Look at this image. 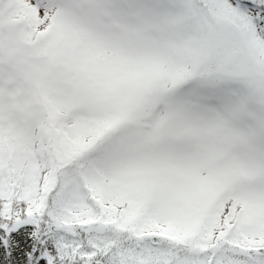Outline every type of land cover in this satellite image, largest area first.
Instances as JSON below:
<instances>
[{"label":"rangeland","instance_id":"374dc122","mask_svg":"<svg viewBox=\"0 0 264 264\" xmlns=\"http://www.w3.org/2000/svg\"><path fill=\"white\" fill-rule=\"evenodd\" d=\"M60 1L0 0V218L8 216L7 222L12 226L30 222L33 217L29 213L38 209L36 208L38 205L47 212L54 224V229L60 231V233H54L57 242L64 240L63 243H65L68 237L74 236L80 243L82 239L77 230L84 228L92 230L94 233H91V239L100 244L106 241L108 230H105L104 224L110 227L109 221L94 220L89 224H83L86 217L97 215L95 204L93 205L91 200V192L98 197L99 190L90 181L96 179H89L86 175L83 180L76 167L69 168L66 178L61 180L63 186L61 203L52 208H44L46 191H49V187L55 179L52 177L51 166L55 161L60 165L63 160L66 161L71 156L74 157L73 159H78L75 150L79 145L77 138L66 141L64 137L57 136L56 139L50 141L54 147L48 146V137L51 132L44 135V129L47 127V124L44 123L45 108L51 107L54 109L53 112H55V108H58L57 110L64 113L63 108L60 107L67 106L71 111L66 122L68 131L72 134L69 135L70 137H75L74 134L86 131L93 121L100 117L98 109L93 108V105L97 104V95L92 87L75 79L77 71L64 69L66 60H62L59 53L45 50L50 38L42 40V37L37 36L36 32L41 25L58 13L57 24L62 25V31L66 37H68L67 32L75 39L72 40L68 37L70 42L78 48V54H80V50L81 54L84 52L97 56L103 54L110 60L117 48L116 40L122 35H125L123 39L130 40L131 52H134L138 45V41L133 39L134 35H140L147 25L151 30L156 26L154 24L158 22L153 20L149 24L147 22L148 19L155 18L153 12H158L159 0L155 5L153 3L152 6H148V11H145L146 15L144 16L134 15L129 10V6L122 4L119 9H114L115 0H86L85 7L82 6L83 0H64L62 3ZM170 1H166L160 8L159 15L164 20H170L168 12ZM231 1L237 8L240 4L246 10L248 17H245L249 22L252 21L250 22L252 32L256 35L260 34V29L264 26L262 17H260L261 13H264V1L254 0L252 5L246 4L245 1H241L239 4L238 0ZM196 2L201 6L204 1L196 0ZM148 4L150 5V3ZM201 7L209 13L207 15L211 18L209 19L207 15L205 17L199 15V17L204 22L210 21L207 25L212 24L213 26L210 31L213 46L211 69L223 75L224 78L241 83L243 85L241 86L242 93L239 97L229 94L222 100L217 99L216 101H220L219 103L222 105L217 104L216 107L205 110L206 114L197 113L191 116L185 113L182 120L191 128L194 126L195 130L201 133L197 132L195 137L202 142L203 146L214 145L224 151L225 156L221 155L219 159L220 166L222 165L223 172L230 171L226 174L227 180L225 181L233 184L236 192H226L227 187L224 180H212L214 183L212 193H214L211 194L217 196L215 204L219 211L226 213L229 209H237L241 203H251L257 207L258 220L264 223V164H262L264 158L257 154V146L248 137V134L252 133V129L259 134L264 130V35L260 34L257 39L251 40L244 32L243 34L240 32L238 24L233 22L230 17H212L205 6ZM20 13H24L28 18L22 19L14 16ZM172 13L175 12L172 11ZM253 16L255 17L252 19ZM256 17L258 19L260 17L259 23L254 22L257 20ZM20 20H24L23 24L19 22ZM155 28L157 29L153 32H147L146 37L139 42V46L144 42L141 47L146 44L137 57L141 62L140 72L160 70L178 58L177 55H171L166 51L168 43L174 44L178 41V33L172 32V29L168 31L165 28ZM52 37H56V35H52ZM129 40L126 42L129 43ZM78 79H81V75H78ZM74 84H78L75 88L76 91L73 87L71 88ZM131 85L130 82V90L133 89ZM134 92L139 96L142 93L141 89L132 93ZM157 101L158 99L151 106ZM224 101H235L238 104L235 106L240 107L235 118H227V111L230 107L224 110ZM165 114L166 109L159 107L150 121L140 122L141 130L155 134L161 124L165 123ZM55 118L58 119L56 116L53 117V119ZM10 122L12 123L11 127L9 126ZM169 122L175 124L173 118L166 120V123ZM58 129L52 132L53 136L51 137L54 138L60 131V128ZM174 129L172 126L161 129L149 143L153 141L156 144H162L165 143V140H173L168 135ZM234 132L238 134L239 138L234 143L232 142L231 149L226 151L225 138ZM3 141H5L4 145ZM80 146H83V143ZM73 147L72 152L70 150ZM249 147L251 152L247 151ZM94 157H90L89 160ZM141 159L143 163H152V165L134 173L133 180H130L131 186L134 187H118V190L122 193L127 189L137 194L138 191L156 181L166 191L165 185H168L169 181L164 180H176L173 183L178 185L181 191H176L173 195L189 193L187 196L189 202L183 206L185 211L182 206L176 207L177 209L174 210V207L170 206L169 212L174 218V215H177L182 221L185 217L193 219L192 206L200 198V184L201 182L209 183L210 180H192L193 170L180 163L178 153L164 150L161 147H147L142 152ZM205 160L198 157L197 162L200 165ZM206 164H209L207 160ZM93 167L99 169L98 161ZM148 172L150 173L149 180H145ZM92 173L94 176L97 174L94 169ZM249 180H255V182L247 183ZM116 181L120 183L121 179ZM253 190L257 191L255 196H253L255 193ZM109 198L113 199V194ZM55 199L53 197L52 201L54 202ZM113 201L119 204L115 199ZM170 204L168 201V205ZM108 211H114L115 215L118 214L116 213L118 209L115 207L109 208ZM21 213H28L26 217H22L27 219H19ZM217 214L213 212L211 215ZM213 222L214 227H218L214 220H212ZM5 224L6 222H3L1 225ZM214 227L203 229L199 233L200 235L198 234V237L193 240L188 252L196 247L199 254L195 256L197 259L191 258V261L195 260L196 262L190 261L188 264H225L229 254L234 264H243L238 257L232 256L241 252L239 247H243L230 240L239 238L238 229L230 231L225 225H219V227H225L223 229ZM252 238L258 240L255 237ZM144 240L137 253L138 257L139 255L149 257L146 253L149 242ZM152 245L162 251L161 246ZM152 245L150 244L149 248ZM85 246L87 244L84 242V248H86ZM84 248L81 249V252H85ZM242 252L246 255L244 251ZM254 255L257 254L254 253ZM247 256L251 258L250 264H264V258L261 256H257V258L250 254ZM80 258L84 262L89 261V259ZM141 261L144 263V260ZM182 262L185 261L179 259L177 264H183Z\"/></svg>","mask_w":264,"mask_h":264},{"label":"trees","instance_id":"16d2710c","mask_svg":"<svg viewBox=\"0 0 264 264\" xmlns=\"http://www.w3.org/2000/svg\"><path fill=\"white\" fill-rule=\"evenodd\" d=\"M115 1L114 9H119L122 4L129 6V10L134 15L144 16L148 11V6H152L153 3L155 5L158 0ZM166 1L170 0H159L158 12H153L155 18L148 19L147 22L149 24L153 20L158 22L154 24L155 27L165 28L168 31L172 29V32L178 33V41L174 44L168 43L166 48L169 54L177 55L178 58L160 70L140 72L141 62L137 58L146 46L145 44L141 47L144 42L139 46V42L146 37L147 32L156 30L155 27H152L151 30L147 25L145 30L142 28L143 32L140 35H134L133 39L138 41L134 52H131L130 40L123 39L125 35H122L116 40L117 48L110 60L103 54L101 56L87 52L81 54V50L78 54V48L70 42L68 37L72 40L75 39L67 32L68 37H66L62 31V25L57 24L58 13L37 30L36 35L41 36L42 40L50 38L45 50L59 53L61 59L66 60L64 69L77 71L75 79L92 87L97 95V104L93 105V108L98 109L100 117L94 120L86 131L74 134L75 137H70L69 135L72 134L69 133L66 122L71 111L67 106L60 107L63 108L64 113L57 110L58 108H55L56 113L51 107L45 108L44 123L47 124V127L44 129V135L51 132L48 137V146L54 147L50 141L56 139L57 136L64 137L66 141L77 138L79 145L75 150L78 159H73L74 157L71 156L70 159L63 160L60 165L55 161L51 166L52 177L55 179L49 187V191H46L44 208H52L61 203L60 199L63 198L61 180L66 178L69 168L76 167L83 180L86 175L89 179H96L90 181L99 190L98 197L91 192V200L93 205L95 204L97 215L86 217L83 224H89L94 220L109 221L110 227L104 224L105 230H108L105 243L98 244L91 239L90 235L94 232L84 228L77 230L82 239L80 243L74 236L68 237L65 243H63L64 240L59 243L56 241L54 233L57 234L60 231L54 229V224L47 212L37 205L38 209L29 213L33 217L30 222L12 226L7 222L8 216L0 218V264H177L179 259L185 261L182 262L183 264H188L191 258L197 259L195 256L199 254L196 247L188 252L189 246L203 229L214 227L212 220L218 225L214 228L223 229L226 227L230 231L238 229L239 238L230 240L241 244L243 247L239 248L246 255L241 251L232 255L233 257H238L243 264L251 263V258L247 254L254 258L257 256L264 258V255L261 254H264V223L258 220L257 207L251 203H241V206L235 210L229 209L226 213L220 212L215 204L217 196H212L214 193H212L214 187L212 180H224L227 187L226 192H236L233 184L225 181L227 180L226 174L230 171L223 172L222 165L220 166L219 159L221 155L225 156L224 151L214 145L203 146L202 142L195 137L197 132L201 133L195 130L194 126L191 128L182 120L185 113L191 116L197 113L204 114L205 110L214 108L217 104L222 105L219 103L220 101H216L217 99L222 100L229 94L239 97L242 93L241 86L243 85L241 83L224 78L223 75L211 69L213 46L210 31L213 26L212 24L207 25L210 21L204 22L199 17V15L205 17L209 14L201 6H205L212 17H230L233 22L238 24L240 32L242 34L244 32L251 40L257 39L260 34L264 35V26L260 29V34L257 33L259 36L252 32L250 23L252 21L247 20L246 10L239 4L241 1H245L246 4L252 5L254 0H238L239 8L231 0H203L201 6L196 0H171L174 3L171 1L169 3L170 20H164L160 17L159 12L161 5H164ZM86 5L87 1L83 0L82 6ZM14 16L22 19L28 18L24 13ZM207 16L209 19L211 18L209 15ZM260 17L264 24L263 12ZM256 19L254 22L259 23V19L257 17ZM19 22L23 24L24 20ZM248 33L250 35H247ZM52 35H56V37H52ZM126 40H129V43ZM78 75H81V79H78ZM130 82L133 87L131 90ZM77 86L78 84H74L71 88L73 87L75 90ZM140 89L142 91L140 96L135 92L132 93ZM156 99L158 101L151 106ZM226 101L223 102L224 110L230 107L227 111V118L233 119L240 107L235 106L237 104L235 101ZM159 107L166 109L165 123L161 124L155 134L141 130L140 122L150 121ZM8 112L11 113L9 110ZM55 116L58 119H53ZM171 118L175 120V124L166 123V120ZM9 126H12L11 122ZM168 126L175 128L168 135L173 140H165V143L162 144H156L153 141L152 143L155 144L149 143L153 136H157L161 129H166ZM58 128L60 131L54 138L51 137L53 136L52 132L57 131ZM248 137L257 146V154L264 158V130L259 134L252 129V133L248 134ZM238 138L239 136L235 132L226 137L225 150L231 149V143H234ZM4 143L5 141L2 144L4 145ZM81 143L83 146H80ZM149 146L177 152L180 163L193 170L192 180H210L209 183L201 182L200 184V198L192 206L193 219L185 217L182 221L177 215L173 214L174 218L169 212L170 206L174 207V210L189 202L187 197L189 193L173 195L176 191H181L178 185L173 183L176 180H164L169 181L168 185H165L166 191L156 181L138 191L137 194L127 189L122 193L118 190V187H134L130 184L134 173L152 165V163H143L141 159L142 152ZM246 146L248 147V145ZM73 150L74 147L70 151L73 152ZM247 151L251 152V148L249 147ZM53 154L55 155V153ZM92 156L95 157L89 160ZM198 157L206 159L209 164H206L205 160L203 164L199 165ZM96 161L99 163V169L93 167ZM93 169L97 173L95 176L94 173L91 174ZM149 176L148 172L145 180H149ZM120 179L121 184L116 181ZM253 182L255 180H249L247 183ZM116 186L117 190L115 191ZM256 192L253 193V196L256 195ZM112 194L113 199L109 198ZM53 197L56 198L54 202L52 201ZM114 199L119 204H116ZM168 201L171 203L170 205H168ZM111 207L118 209L117 215L114 211H108ZM241 207L243 208L242 212ZM183 209L185 211V207ZM213 212L220 213L211 215ZM27 215L28 213H21L19 219H27L22 218ZM161 217L162 219H159ZM3 222L6 224L1 225ZM219 222L220 224H218ZM219 225H225V227H219ZM181 235L182 237H179ZM252 237L258 240H254ZM144 239L149 242L148 252H146L149 257L143 255L138 257L137 253L143 245ZM84 242L87 244L86 248H84ZM150 244L161 246L162 251L156 249L154 245L149 248ZM82 248L85 249V252H81ZM225 250L228 249L225 248ZM229 255H227L225 264H234ZM80 257L89 259V261L84 262ZM141 260H144V263Z\"/></svg>","mask_w":264,"mask_h":264}]
</instances>
